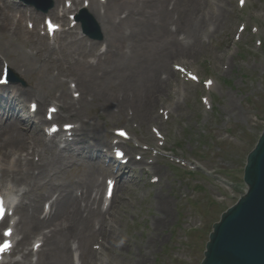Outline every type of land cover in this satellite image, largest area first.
Returning a JSON list of instances; mask_svg holds the SVG:
<instances>
[{"label": "bare ground", "instance_id": "6f19581e", "mask_svg": "<svg viewBox=\"0 0 264 264\" xmlns=\"http://www.w3.org/2000/svg\"><path fill=\"white\" fill-rule=\"evenodd\" d=\"M64 1L53 0V9L47 15L67 24L70 10L64 8L63 14L56 13ZM86 1L101 30L105 45L102 52V44L79 39L71 29L59 46H52L37 29L30 31L23 25L28 16L30 22L40 20L41 13L13 16L21 11L13 3L6 4L9 12L0 9L1 66L13 56L15 72L23 76L28 69L56 62L59 68L67 66L66 76L77 84L72 90L63 81L59 94L51 99L49 89L40 86H31L32 91L13 87L7 94H2L7 88L0 89V187L10 200L12 195L25 191L16 208L19 220L15 223L16 251L21 258L7 264H75L76 252L80 264H97L99 255L92 246L105 233L106 214L101 208L104 183L95 180V175L108 174V170L102 168L100 161H86L82 152L86 147L109 149L112 142L106 127L89 112L100 105L112 120L115 115L120 114L121 119L129 113L134 122L153 120L155 95L168 94L166 85L176 77L171 61L179 57L194 59L201 36L207 30L217 32L224 24L219 10L209 6V0H66L75 12ZM75 12L70 14H78ZM162 76H166V82ZM47 81L46 86L56 85L54 78ZM31 99L41 105L34 116L22 107L24 101ZM50 100L60 110L55 120L75 124L73 131L79 136L66 142L63 149L57 141L58 137H66L63 130L58 136L47 138L38 128L29 126L31 121L39 128L47 123L42 110ZM33 102L36 101L30 104ZM74 148L76 154L71 152ZM24 151L26 155L22 154ZM137 164L133 161V165ZM75 166H85L80 179H63L64 173ZM122 181L126 185L129 182ZM45 200L50 211L43 217L45 210L39 205ZM34 238L36 242L30 250ZM39 244L42 250L34 262L33 254ZM139 257L144 263L146 256Z\"/></svg>", "mask_w": 264, "mask_h": 264}, {"label": "rangeland", "instance_id": "374dc122", "mask_svg": "<svg viewBox=\"0 0 264 264\" xmlns=\"http://www.w3.org/2000/svg\"><path fill=\"white\" fill-rule=\"evenodd\" d=\"M209 1V6L219 10L224 24L217 32L211 29L201 36L194 59L178 58L171 61L170 67L172 70L174 64H184L200 79L211 78L215 82L214 90L206 93L202 82L190 84L178 74L172 80L174 86L166 85L168 94L158 96L154 92L153 120L132 124L125 117L120 119V115L112 120L100 105L89 112V116L109 130L110 136L113 130L125 128L144 142L142 145L150 140L152 127L161 129L163 139L159 143L166 144L168 154L195 168L193 171L184 162L176 165L159 159L155 172L160 183L155 186L149 184L138 168L118 169V189L113 206L106 213L105 233L99 237L104 239L106 247L100 248L102 255L97 264H202L213 226L247 191L246 157L264 128V0H246L244 9L239 8L238 0ZM241 24L247 30L240 44L234 47V36ZM23 25L28 29L26 23ZM76 33L81 37L80 31ZM63 39L65 35L60 38ZM87 41L91 40L86 38ZM94 42L102 44L103 37ZM11 58L12 69L21 80L13 85L15 88L32 91L31 86H40L49 89L47 94L51 99L59 94L61 80L71 79L66 76L67 66L59 68L56 62L38 65L21 76V72H15ZM48 78L56 79V85L46 86ZM203 96L208 98V106L201 102ZM30 101L23 103L26 110ZM164 104L172 106L167 124L159 118ZM210 105L212 109L208 110ZM102 147H86L82 152L84 159L102 161ZM84 167L75 166L62 178L77 181ZM104 177L97 174L95 180ZM123 179L129 180L127 185ZM43 202L39 205L41 209ZM109 238L113 239L111 243ZM94 242L95 248L97 241ZM140 255L146 256L144 263L140 262Z\"/></svg>", "mask_w": 264, "mask_h": 264}, {"label": "water", "instance_id": "95a60500", "mask_svg": "<svg viewBox=\"0 0 264 264\" xmlns=\"http://www.w3.org/2000/svg\"><path fill=\"white\" fill-rule=\"evenodd\" d=\"M244 181L248 193L214 226L202 264H264V131Z\"/></svg>", "mask_w": 264, "mask_h": 264}, {"label": "snow or ice", "instance_id": "6c2138e0", "mask_svg": "<svg viewBox=\"0 0 264 264\" xmlns=\"http://www.w3.org/2000/svg\"><path fill=\"white\" fill-rule=\"evenodd\" d=\"M49 27H50V30H52L53 26L51 24L49 25ZM69 127H71V126H69Z\"/></svg>", "mask_w": 264, "mask_h": 264}]
</instances>
